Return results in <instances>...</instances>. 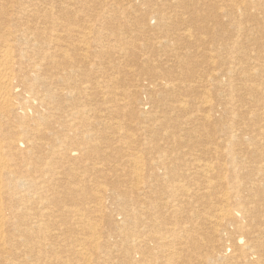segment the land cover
Here are the masks:
<instances>
[{
	"label": "bare ground",
	"instance_id": "1",
	"mask_svg": "<svg viewBox=\"0 0 264 264\" xmlns=\"http://www.w3.org/2000/svg\"><path fill=\"white\" fill-rule=\"evenodd\" d=\"M58 1L0 0V264H264V0Z\"/></svg>",
	"mask_w": 264,
	"mask_h": 264
},
{
	"label": "rangeland",
	"instance_id": "2",
	"mask_svg": "<svg viewBox=\"0 0 264 264\" xmlns=\"http://www.w3.org/2000/svg\"><path fill=\"white\" fill-rule=\"evenodd\" d=\"M57 1H58V0H56V2H57ZM62 1H63V0L58 1L57 4H60ZM84 1H85V0H84ZM98 1H99V0H98ZM104 1H106V3H108V2L110 1V3L108 4V5L110 6L111 4H114V5H115V3H116L117 1H119V0H116L115 2H113L114 0H113V1H111V0H104ZM123 1H124V2H123ZM153 1H154V2H153ZM153 1H152V2H153V4H154V6H155V5H156V6H159L160 3H161L160 1H162V0H158V1L153 0ZM155 1H156V2H155ZM205 1H207V0H205ZM209 1H211V0H209ZM209 1H208V2H209ZM218 1H220V2H218ZM85 2H86V1H85ZM121 2L123 3L122 5H121ZM125 2H126V0H120V4L117 3L118 5H116V6H112V5H111L112 7L109 8V11H108L109 13H106V15H107V14H110V13H111L110 11H112V13L116 14V17H117V18L120 17L119 19L123 18V19H121V20H124V17H123V16L125 15V13H123L124 11H123V8H122V7L125 6ZM158 2H159V5H157ZM100 3H101V1H99V4L95 5V6H97V7L95 8L96 11L94 10V12H101V13H103V11H102V10H103V8H102V4H100ZM156 3H157V4H156ZM211 3H213V4H214V3H217V4H219L220 6L223 5V4H222V0H212ZM77 5H79V4H77ZM98 5H101V6H98ZM119 5L122 6V7L119 8V7H120ZM100 7H101V8H100ZM100 9H101V11H98V10H100ZM117 9H119V10H117ZM121 10H122V11H121ZM120 11H121L122 13H121ZM115 12H117V13H115ZM119 12H120V14H118ZM92 13H93V11H92ZM119 15H120V16H119ZM121 15H122V16H121ZM218 19H219V20L222 19L221 21H224V22L227 21L226 18H224V16H222V15H219V18H218ZM114 21H115V22L108 23L109 25L106 24L105 26L110 27V28H112V27L115 26L116 28L119 27V29L121 28V26H122V28H123V26H124V27H128V28H130L131 30L133 29L132 26H129V25H132L131 22L126 23V24H127V25H126L125 22H124L125 20L122 21L121 24L118 23L119 21H117V19L114 20ZM123 22H124V23H123ZM154 22H155L154 19H151V20H150V24H152V23H154ZM224 22H223V24H225ZM227 23H228V21L226 22V24H227ZM111 24H112V25H111ZM113 24H114V25H113ZM122 24H124V25H122ZM128 24H129V25H128ZM154 24H155V23H154ZM110 25H111V26H110ZM120 25H121V26H120ZM211 47H212V46H207V47H205V48H208V49L211 51V50H213ZM145 50H146L145 48H142V51H143L142 56L146 53ZM212 52H214L213 54L216 55L217 50H216V51L213 50ZM212 52H211V53H212ZM146 55H147V54H146ZM130 58H131V57H130ZM131 59H134V58H131ZM131 59H130V60H131ZM143 59H144V58H143ZM134 60H135V59H134ZM134 60H133V61H134ZM135 62H137V61L135 60L134 63H135ZM141 62H142V61H141ZM130 64H131V62H130ZM132 65H134V64H131V66H132ZM134 66L136 67V65H134ZM132 68H134V67H131V69H132ZM187 200H188V201H187ZM252 200H253V199H251V197H250V199H249L248 201H252ZM193 201L195 202L194 204H193ZM186 202H187V203H186ZM191 203H192V204H191ZM198 203H199V202H198ZM198 203H197L196 200H193V198L191 199V197H189V198L187 197V199H186V201H185L184 207H186V208L183 207V211H185V213L183 214V211H182V213H181L182 216H181V218H180L182 221L180 220V223L183 222L182 224L185 225V228H186L188 231H190V228H191V230H195V227H194L193 225L198 224V222H200L198 225H200V226L203 225V224L201 223V222H203V220H202L203 218L201 217V213H202L203 211H201V208H200L201 205H200V203H199V205H200V206H199ZM190 204H191L192 206H190ZM185 205H186V206H185ZM187 205H189V206L187 207ZM190 207H191V208H190ZM195 207H196V208H195ZM186 209H187V210H186ZM193 211H195L196 213L193 212ZM187 213H189V214H187ZM190 214H193V215L190 216ZM199 214H200V217H199ZM184 215H185V216L188 215V216H187L188 218L185 217ZM192 216H193V217H192ZM195 216H196L197 218H199L201 221H200L199 219H197V218H194ZM182 217H183V218H182ZM184 217H185V218H184ZM201 218H202V219H201ZM184 219L187 220V222H186ZM188 219H189L190 221H189ZM183 220H184V221H183ZM194 220H195V221H194ZM198 220H199V221H198ZM189 222H190V223H189ZM193 222H194V223H193ZM188 223H189V227L187 226ZM190 224H191V225H190ZM208 225H209V224H208ZM208 225H206V226H208ZM206 226H205V228H204V229H205L204 232H205V233H206V232H209V233H207V235H209V234H210V230H209L210 228H209V227H206ZM192 227H193V228H192ZM207 228H209V229H207ZM207 230H208V231H207ZM202 231H203V229H202Z\"/></svg>",
	"mask_w": 264,
	"mask_h": 264
}]
</instances>
